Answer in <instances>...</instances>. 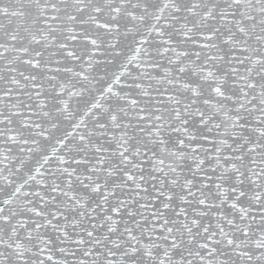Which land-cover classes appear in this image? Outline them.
I'll list each match as a JSON object with an SVG mask.
<instances>
[{
	"label": "snow or ice",
	"instance_id": "1",
	"mask_svg": "<svg viewBox=\"0 0 264 264\" xmlns=\"http://www.w3.org/2000/svg\"><path fill=\"white\" fill-rule=\"evenodd\" d=\"M0 264H264V0H0Z\"/></svg>",
	"mask_w": 264,
	"mask_h": 264
}]
</instances>
